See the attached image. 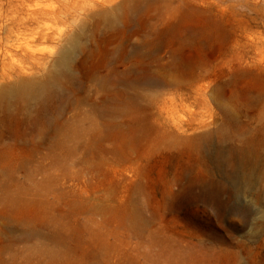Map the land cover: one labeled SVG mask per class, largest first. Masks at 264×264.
I'll return each instance as SVG.
<instances>
[{"label":"rangeland","instance_id":"rangeland-1","mask_svg":"<svg viewBox=\"0 0 264 264\" xmlns=\"http://www.w3.org/2000/svg\"><path fill=\"white\" fill-rule=\"evenodd\" d=\"M0 264H264V0H0Z\"/></svg>","mask_w":264,"mask_h":264}]
</instances>
